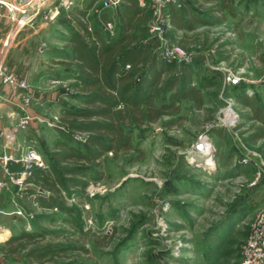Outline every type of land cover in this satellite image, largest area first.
Listing matches in <instances>:
<instances>
[{
  "label": "rangeland",
  "instance_id": "374dc122",
  "mask_svg": "<svg viewBox=\"0 0 264 264\" xmlns=\"http://www.w3.org/2000/svg\"><path fill=\"white\" fill-rule=\"evenodd\" d=\"M5 18L9 22L4 32L7 34L16 20ZM197 31L203 32L201 39L187 43L196 77L208 76L219 82L218 87L203 90V105L199 108L192 100H183L179 123L167 127L164 121L168 117L162 116L144 126L147 136L139 144L141 155L136 151L121 152L116 157L103 155L98 176L88 180L90 193L86 186L55 195L54 201L73 208L74 214L49 204L45 192L42 196L36 193L34 202L23 201L31 212L24 224L11 219V230L23 225L27 230L44 229L41 242L67 241L87 247V251L68 248L55 264H80L82 260L96 264L241 263L250 221L264 204V197L254 205L250 203L255 186L264 177V146L248 145L245 135L232 126L240 117L241 106L234 99L239 86L235 90L224 81V74L230 71L240 76L244 90L253 80L264 83V0L254 4L239 0L223 23L199 26ZM6 40L4 36L1 47ZM225 41L232 43L237 55L222 62L217 49ZM14 42V38L9 39L5 58L4 52L0 55L3 64ZM153 45L160 42L153 40ZM12 64L16 67V60ZM66 89L63 102L77 105L69 95L72 90L69 86ZM45 107L48 115L58 104ZM226 108L231 109L230 116L236 114L235 122L225 117ZM25 130V138L19 142H33L46 162L55 130L47 124ZM215 130L224 136L219 137ZM204 133L214 146L212 163L189 153L193 141ZM250 160L263 166L254 184L250 182L256 178V169L254 164L248 165ZM250 205L252 210L243 216ZM74 217L80 228L74 225ZM0 264L35 263L26 261L19 252L0 257Z\"/></svg>",
  "mask_w": 264,
  "mask_h": 264
},
{
  "label": "trees",
  "instance_id": "16d2710c",
  "mask_svg": "<svg viewBox=\"0 0 264 264\" xmlns=\"http://www.w3.org/2000/svg\"><path fill=\"white\" fill-rule=\"evenodd\" d=\"M94 1L86 0L77 10V16L74 14L87 40L74 30L68 38L70 57L66 64L74 69L69 95L77 105H62L58 121L52 125L57 135L51 141L46 167L32 165L24 178V181L37 185L40 189L35 191L38 196L46 192L49 204H57L68 214H74V209L55 202V195L61 196L64 189H84L89 179L98 176L101 158L108 151L112 157L128 151L141 155L139 144L147 136L144 126L167 116L164 125L173 127L180 121L182 100H193L200 108L204 100L202 90L219 86V82L208 76L197 79L193 59L180 63L178 70V64L161 57L158 49L151 51L145 40L148 36L146 24L151 19L150 0H144L142 5L138 0H122L118 10L119 21L113 26L112 33L105 31L98 22L87 24L86 12ZM180 1L179 6L168 5L171 24L168 35L187 47V43L201 39L203 32L195 30L198 26L223 23L227 15L233 13L235 0ZM247 1L254 4L259 0ZM218 46L217 51L222 54L220 60H229L233 54L237 55L229 41ZM228 84L235 90L239 86V94H234L236 102L250 107L249 111L239 109V121L234 128L245 135L246 142L262 140L264 146V104L241 88L245 84L243 80ZM254 119L259 123L253 122ZM74 131L84 132L83 139L76 138ZM30 190L34 191L25 186L20 194ZM76 223L74 217V225L80 228ZM44 232L42 228L12 230L0 243V251L4 257L22 252L26 261L35 264H55L68 248L87 251V247L67 241L41 242ZM49 232L58 237L55 230ZM80 264L96 262L82 260Z\"/></svg>",
  "mask_w": 264,
  "mask_h": 264
},
{
  "label": "crops",
  "instance_id": "0c3cea01",
  "mask_svg": "<svg viewBox=\"0 0 264 264\" xmlns=\"http://www.w3.org/2000/svg\"><path fill=\"white\" fill-rule=\"evenodd\" d=\"M85 1L86 0H45L42 12L29 16L23 24L11 30L2 47L1 40L6 36L4 32L9 22L6 21V14L0 16V55H2L6 47H9V39L14 38L15 42L10 48L11 52L8 58L4 60V64L7 69H13L19 77L24 78L28 83L26 91L31 95V101L25 106L27 112L40 114L44 118H50L51 115H56L58 117L62 105L67 104L63 102L62 98L65 96L62 93L72 81L74 70L72 65L66 64V61H68L70 57V44L68 38L70 32L74 30L78 31L81 37L87 40L75 18V15L77 16V10L84 5ZM238 1L239 0H235L233 3V12L234 7L236 5L238 6ZM121 2L122 0L117 5L103 6L102 0H95L87 9L86 15L89 20L87 24H95L98 22L99 25H102L104 21L111 20L113 26H116L119 21L118 10ZM138 4L142 5L139 1ZM47 10L50 11L48 16L43 17L42 14ZM166 11L169 12L168 7ZM229 15L231 14H228L227 17ZM178 33L180 34L181 31H178ZM145 40L150 44L151 51L157 49L156 46L153 45L152 38L147 36ZM6 51L4 52V58ZM15 53L16 58L14 59L12 58V54ZM14 60H16V67L14 66L13 68L12 61ZM22 63H24V65H22ZM253 81L254 83L249 85L250 87L247 91L254 96L257 102L264 104V83H258L257 80ZM196 82L197 80H195V83ZM251 87L255 88L252 89ZM55 103L58 104L56 110L49 112L48 115L45 114L48 111L45 106L48 105L49 107ZM18 104L19 98L15 95L14 91L8 85L0 83V129L12 120L14 112L20 111ZM239 105L243 110H250L248 106L240 103ZM252 121L259 123L257 119ZM42 124L46 123L31 121L25 131L37 128ZM50 126L53 128L52 125ZM23 131L16 134V141L19 142L25 138V132ZM214 133L221 138L224 136L223 132ZM1 142L2 139L0 138V143ZM247 143L255 147L259 143H262V140H259L257 143ZM1 149L0 147V151ZM36 150L40 153L37 147ZM107 153L110 152L108 151ZM40 155L42 157L41 153ZM252 164L255 165L256 170L260 167V164H256V160L253 162L252 160H250V162L248 161V165L251 166ZM20 166L18 162L11 161L8 163V168L10 170L17 171ZM261 167L263 168V166ZM263 178L264 177L260 178V182L255 186L254 192L250 196V203L252 202V205H254L253 202L255 200L264 197ZM27 183L26 187L32 188L34 191L30 190L29 193H24L22 195H17L15 193V185H11L8 189L0 188V234L3 236L2 238L0 237V243L9 236L12 231L10 225L11 219L23 223L27 221L25 216L31 213L29 207L22 203L24 200L34 202L36 195L35 191H40V189L32 182ZM247 210L249 211L245 212L243 216L248 215V212L252 210L251 205L249 208L247 207ZM23 227L25 228V225H23ZM3 256L4 255L0 251V257Z\"/></svg>",
  "mask_w": 264,
  "mask_h": 264
},
{
  "label": "built area",
  "instance_id": "2783aa9c",
  "mask_svg": "<svg viewBox=\"0 0 264 264\" xmlns=\"http://www.w3.org/2000/svg\"><path fill=\"white\" fill-rule=\"evenodd\" d=\"M143 4V0H138ZM120 0H102L103 6L117 5ZM180 5V0H150L148 1V8H150L151 19L148 20L147 32L148 37L155 41H159L160 45H156L158 53L161 57L175 61L180 70V63L190 62L193 56L187 47L182 46L177 40L171 39L168 35V30L171 27L169 21V14L166 11L169 4ZM45 0H0V16L6 14L9 20L15 18L16 23L13 24L14 29L16 25L23 24L29 16L41 13ZM49 10L43 13V17L48 16ZM16 16V17H15ZM102 27L108 33L113 31V23L111 20L103 22ZM6 34L5 39H7ZM43 44V43H42ZM224 61V60H220ZM241 78L240 76L227 71L224 74V81L227 83H236ZM0 83L8 85L19 98L18 107L20 111H16L12 115V120L0 129V138L2 142L0 147V188L8 189L11 185H15L16 194H20V190L28 183L24 178L30 173V167L36 165L39 167H46V163L42 159L40 153L36 150V146L32 143H20L16 141V134L25 130L31 121L45 122L47 125H53L58 121L56 115H51L50 118H44L40 114H32L25 110V106L31 101V95L26 91L28 87L27 81L19 77L16 72L5 67L0 58ZM230 98V97H229ZM230 108L224 110L226 118H232L235 122L236 114L230 116ZM238 116V115H237ZM230 118V119H231ZM236 123H233L234 127ZM73 135L78 139H83L84 132L74 131ZM213 143L208 138L207 134L199 135L192 143L190 148V155L192 157L204 156L205 160L214 161L213 158ZM244 159V158H243ZM246 160V159H245ZM18 162L21 166L17 171L8 168L9 162ZM262 163H264L262 161ZM261 167L256 170V178L250 183L254 184L256 179L260 176ZM264 183V182H263ZM264 185V184H263ZM87 186V185H86ZM85 186V187H86ZM88 193L91 188L87 186ZM30 215V213H28ZM27 225L25 228L27 229ZM240 264H264V204L256 212L250 221L248 235L242 246L241 263Z\"/></svg>",
  "mask_w": 264,
  "mask_h": 264
},
{
  "label": "bare ground",
  "instance_id": "6f19581e",
  "mask_svg": "<svg viewBox=\"0 0 264 264\" xmlns=\"http://www.w3.org/2000/svg\"><path fill=\"white\" fill-rule=\"evenodd\" d=\"M18 25V24H17Z\"/></svg>",
  "mask_w": 264,
  "mask_h": 264
}]
</instances>
